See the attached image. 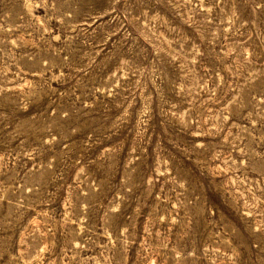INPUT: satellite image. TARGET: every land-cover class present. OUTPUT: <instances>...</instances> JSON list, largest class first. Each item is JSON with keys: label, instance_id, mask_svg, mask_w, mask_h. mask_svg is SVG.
Here are the masks:
<instances>
[{"label": "rangeland", "instance_id": "rangeland-1", "mask_svg": "<svg viewBox=\"0 0 264 264\" xmlns=\"http://www.w3.org/2000/svg\"><path fill=\"white\" fill-rule=\"evenodd\" d=\"M0 264H264V0H0Z\"/></svg>", "mask_w": 264, "mask_h": 264}]
</instances>
